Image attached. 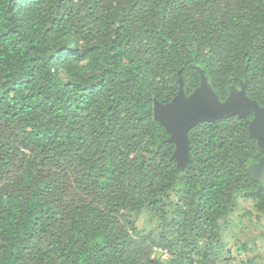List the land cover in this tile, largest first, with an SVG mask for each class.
Masks as SVG:
<instances>
[{"label":"trees","instance_id":"obj_1","mask_svg":"<svg viewBox=\"0 0 264 264\" xmlns=\"http://www.w3.org/2000/svg\"><path fill=\"white\" fill-rule=\"evenodd\" d=\"M200 71L264 106V0H0V264H264L252 116L153 118Z\"/></svg>","mask_w":264,"mask_h":264},{"label":"water","instance_id":"obj_2","mask_svg":"<svg viewBox=\"0 0 264 264\" xmlns=\"http://www.w3.org/2000/svg\"><path fill=\"white\" fill-rule=\"evenodd\" d=\"M178 81V92L169 102L153 99V118L169 134L167 141L174 144L171 157L176 162V169L183 171L190 160L188 133L199 122L251 115L248 133L256 141L261 156L247 166L246 173L264 186V106L245 93L246 83L240 80L238 87L228 86L226 97L220 99L202 71L199 84L188 94L185 93L181 76Z\"/></svg>","mask_w":264,"mask_h":264},{"label":"rangeland","instance_id":"obj_3","mask_svg":"<svg viewBox=\"0 0 264 264\" xmlns=\"http://www.w3.org/2000/svg\"><path fill=\"white\" fill-rule=\"evenodd\" d=\"M261 224L263 225V229H264V220ZM255 230L260 231L259 227H257ZM245 232L243 234L247 235L248 234L247 232H249V231L245 230ZM257 243H258L259 251L262 253L264 251V237L260 241H258Z\"/></svg>","mask_w":264,"mask_h":264}]
</instances>
